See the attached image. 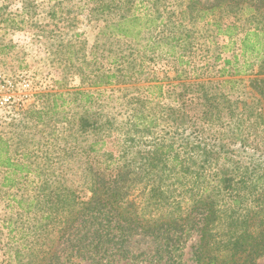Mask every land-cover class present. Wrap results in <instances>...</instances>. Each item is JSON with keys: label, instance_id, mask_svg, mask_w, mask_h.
Listing matches in <instances>:
<instances>
[{"label": "trees", "instance_id": "16d2710c", "mask_svg": "<svg viewBox=\"0 0 264 264\" xmlns=\"http://www.w3.org/2000/svg\"><path fill=\"white\" fill-rule=\"evenodd\" d=\"M91 9L102 24L94 67L77 72L81 86L29 112L42 138L0 134L1 187L16 190L8 196L26 214L15 264L264 260V0H97ZM209 27L239 45L219 69L207 62L166 84L144 72L145 55L159 49L190 64ZM115 85L125 86L123 118L100 100ZM66 94L82 110L65 117L59 136L45 118ZM83 136L73 149L61 144Z\"/></svg>", "mask_w": 264, "mask_h": 264}, {"label": "rangeland", "instance_id": "374dc122", "mask_svg": "<svg viewBox=\"0 0 264 264\" xmlns=\"http://www.w3.org/2000/svg\"><path fill=\"white\" fill-rule=\"evenodd\" d=\"M96 3L97 0H0V134L13 137L18 142L19 135L25 132L35 140L42 138L43 134L33 127L34 121L29 119V112L47 109L53 99L51 94L72 91L81 86V77L77 72L94 67L87 63L92 58V47L102 24V20H97L92 14L91 8ZM52 13L54 17H51ZM16 14L18 27L9 21ZM214 30L210 28L207 37L203 33L195 35L194 54L187 55L192 60L190 64L179 65L173 56L166 53L167 48L159 49L145 55L144 72L166 84L179 82V73L189 77L195 68L205 66L207 62L208 68L219 69L223 65V58L239 53V45L231 46L229 37L215 36ZM140 43L138 46H141ZM218 55L220 59H216ZM146 74L141 73V77H146ZM253 77H245L247 85L248 79ZM145 84V80L139 82L141 90L147 93L143 88ZM83 88L90 89L88 85H83ZM120 88L125 86H109L102 93L100 100L106 101V105L102 106L103 112L120 116L119 112L125 110L121 103L124 101V91ZM247 89L251 90L249 86ZM70 101L71 98L67 96V103L45 118L47 121L53 120V124L57 121L59 136L67 132L63 130L65 117L82 110L79 103ZM85 139L83 136L77 140H61V144L73 149ZM15 145L18 152H23V144ZM5 171V168H0V264H15L13 256L16 248L20 247L24 252L23 245L27 243L19 234V229L26 225V214L12 195L8 196L16 190L1 187ZM23 192L20 191L18 196L26 201L31 196L23 195ZM18 213L21 214L17 216ZM11 218L14 220L13 226H16L13 232L9 225ZM258 264H264V260H258Z\"/></svg>", "mask_w": 264, "mask_h": 264}]
</instances>
